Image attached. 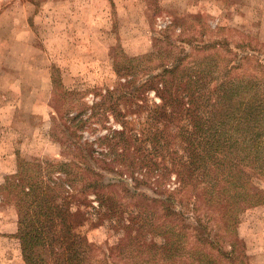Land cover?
Returning a JSON list of instances; mask_svg holds the SVG:
<instances>
[{
  "label": "rangeland",
  "instance_id": "rangeland-1",
  "mask_svg": "<svg viewBox=\"0 0 264 264\" xmlns=\"http://www.w3.org/2000/svg\"><path fill=\"white\" fill-rule=\"evenodd\" d=\"M21 1L24 0H0V8L17 6V2ZM32 1L38 7L34 20L38 40L26 34L27 44L24 46L14 44L6 47L0 42V66L2 59L4 62L8 60L6 64L10 65L9 70L14 71L12 74L19 71V83L29 89L21 101L22 110H31L37 100L34 99L33 90L41 93L39 98L43 105L49 100L52 110L44 106L40 112L43 115L50 112L54 126L49 127L43 122L42 127L33 129V134L38 137L50 134L58 142H52L44 151L47 143L42 141L36 145V152L31 146L21 144L19 151L25 156L23 163H28L26 159L38 154L39 150L52 156L62 152L63 162L70 165L68 171L73 168L79 172L75 165L84 160L86 177L72 178L73 194L76 201L85 202L83 207L88 220L101 226L92 229L91 224L86 225L84 230L89 231V240L95 246H110L113 249V264H172L170 260L163 259L156 249L158 246L164 249L166 244L172 243L173 247L168 246L167 254H170L169 258L180 256L178 264H252V257L247 255L249 248L244 241L251 234L255 238L258 233L264 232V211L249 210L259 205L245 204L244 209L229 220L231 217L227 213L211 207L210 197L207 196L209 183L198 181L200 176L185 183L175 171L165 172L162 167L150 170L148 165L142 163L147 151L152 149L151 141H145L142 136V124L153 106L161 105L159 89H162V68L167 65L180 67L177 74L182 76L184 69L196 66L201 56L206 55L201 47L216 45L222 39L231 43L233 53L210 49V53L216 52L220 60H232L237 54L242 57L246 52L251 55L230 72H227L223 62L208 75L206 80L209 83L203 90L210 96V91L216 85L219 88L226 77L234 79L235 84L241 80H260L264 90V15L257 2L105 0L108 11L106 15L98 16L102 11L97 4L101 6L103 0H89V11L84 18L90 14L88 21L91 20V24L74 18L72 30H69L63 18L59 26L66 29H61L56 38L52 36L53 33L50 35V0ZM83 1L88 0H70L69 8L78 9L81 13L87 6ZM193 2L201 3V9L199 6L193 7ZM235 2L241 7L246 6V13L239 9L232 10L230 6ZM66 6L58 4L61 11ZM199 10L206 13L200 18L201 21L186 17L187 14L196 15ZM112 12L114 21L110 18ZM3 22L4 19H0V24ZM219 26L222 29H218ZM49 72L54 75L55 91L52 97L48 87ZM13 81L17 79H10L11 83ZM105 99L116 101L118 109L125 115L123 120L130 123L126 129H134V133L141 135L142 140L136 143L129 140L126 151L121 147V138H113L115 132L123 131L122 121L106 112L102 104ZM217 100L218 97L214 101L209 99V102L215 105ZM76 116L81 120L80 124L78 121L71 122ZM69 126L70 131L66 129ZM20 129L27 134L25 126ZM176 130L178 128L173 131ZM76 142L83 144L80 150L74 145ZM136 148L141 153L133 152ZM174 148L178 155H186L177 143ZM156 161L161 164L160 158H154L153 163ZM255 177V183L264 187V173ZM90 179L98 182L97 190L116 196L121 202L123 209L120 218L107 216L106 208L99 207L91 193L92 188L88 190L85 187ZM9 180L10 184L15 181L14 176ZM58 189L62 191L61 186ZM62 192L66 194L65 190ZM257 200L261 201L262 196L255 197L252 202ZM139 216L142 219L132 220ZM225 219H228L230 228H225ZM199 220L202 226L198 225ZM240 220H249L250 223L240 225L241 229L237 230ZM163 233L164 236L160 237ZM195 234L202 239L195 238ZM177 242L181 243V252L178 251ZM258 243L257 236L254 246ZM193 251L196 253L194 260L191 256ZM90 260V264H107L100 252L94 253Z\"/></svg>",
  "mask_w": 264,
  "mask_h": 264
},
{
  "label": "trees",
  "instance_id": "trees-1",
  "mask_svg": "<svg viewBox=\"0 0 264 264\" xmlns=\"http://www.w3.org/2000/svg\"><path fill=\"white\" fill-rule=\"evenodd\" d=\"M230 46L228 40L222 39L216 45L201 47L206 55L201 56L196 66L184 69L182 76L177 74L180 67L167 65L162 68V89H159L161 105L153 106L142 124V136L145 141L150 140L152 146L142 163L148 165L150 170L162 167L165 172L175 171L185 183L200 176L198 181L209 183L207 196L210 197L211 207L224 211L231 217L229 220H233L236 213L244 209L245 204L257 206L264 202V187L255 183V176L264 173V90L260 80H241L235 84L234 79L227 77L222 78L225 81L220 82L219 88L216 85L210 91V96L203 90L209 83L206 80L208 75L223 62L227 72H230L251 55L246 52L242 57L237 54L232 60L225 58L222 61L216 52L210 53V49H220L232 54ZM156 93L158 94L157 91ZM217 97V104L209 102V99L214 101ZM102 104L106 112L122 121L123 131L115 132L113 138H121L123 150L129 149V140H134L135 143L142 140L140 134L134 133V129H126L130 123L123 120L125 115L118 109L116 101L105 99ZM155 110L160 112L156 113ZM74 121L81 123L78 116L71 119V122ZM174 128L178 130L174 132ZM66 129L70 131L71 126ZM176 143L183 149L185 156L174 152L173 146ZM74 145L78 149L83 147L81 142ZM138 151L136 148L133 152L141 153ZM154 158H160L161 164L157 163L158 160L153 163ZM120 161L123 162L124 159ZM68 166L70 165L65 162L47 166L50 174L46 175L47 182L40 180V177L23 179L21 174L15 177L16 185L11 184L12 188L27 185L30 189L28 192L20 191L18 195L20 217L17 238L23 259L26 264H90V257L100 252L105 263L113 264V249L107 245L95 246L88 239L89 231L84 230L86 225L91 224L92 229L101 226L88 220L83 207L85 202L76 201L73 194L72 178L84 179L86 173L83 167L86 164L84 160L77 162L75 166H78L76 169L79 172L73 168L68 171ZM20 179H23L22 182L17 184L16 180ZM60 186L66 194L58 189ZM85 187L88 190L92 188L91 193L99 207L106 208L107 216L120 218L123 208L116 196L97 190L98 182L91 179L86 182ZM260 195L262 200L253 203L252 200ZM135 218L140 220L142 216L133 217L132 220ZM236 221L233 222L234 225ZM197 223L199 226L203 225L201 220ZM228 227L230 228L228 219H225V228ZM162 236L164 233L160 237ZM198 237L199 234H195V238L202 239ZM169 245L173 247L172 243L166 244L164 249L159 246L156 249L163 259L178 264L180 256L168 257ZM177 245L181 252V243L177 242ZM195 254V251L191 253L193 260Z\"/></svg>",
  "mask_w": 264,
  "mask_h": 264
},
{
  "label": "crops",
  "instance_id": "crops-1",
  "mask_svg": "<svg viewBox=\"0 0 264 264\" xmlns=\"http://www.w3.org/2000/svg\"><path fill=\"white\" fill-rule=\"evenodd\" d=\"M253 1L254 3L257 2L256 5L260 8L261 14L264 15V0ZM49 3L48 18L50 22V35L53 33V37L57 38L58 32L61 31V29H66V27L59 26V22L61 23L63 18L66 19L69 30H72L71 27L74 23L72 19L81 18L84 22L89 20L90 14H87L84 18V14L89 11V0L83 1V4H87V6L84 7V10H82L83 12L81 13L78 12V9L77 11L75 8H69L70 0H50ZM60 3L67 4L66 8H63L62 11L60 10V7H58V4ZM200 4L201 3L199 2H193L192 5H194L193 7L199 6L200 8ZM97 5L98 9L102 11L98 16L106 15L108 11L106 10V1L103 0V4L101 6H99V4ZM232 7V10L239 9L243 13H246L244 10V8L246 9V6L241 7L235 2L230 6V8ZM104 10H106L105 13L103 12ZM37 13L38 7L32 0L17 2V6L11 5L7 8L1 7L0 19H4V22L0 24V42L2 45H5L6 47H10L14 44L24 46L27 44L26 34L34 37L37 41L36 29L34 26V20ZM205 14V12L199 10L196 15L187 14L186 17H189L190 20L193 19L201 21L200 18H203ZM110 18L114 21V12L111 13ZM91 22V20L88 21L89 24H91ZM219 28H221V26H219L218 29ZM262 33L263 32L261 31V34ZM7 62H4L2 59L0 66V264H26L23 259L21 246H19V240L17 238L20 217L18 195L20 194V191L28 192L30 189L27 185V187L24 186L23 188L22 186L21 188L15 186L12 188L11 184H15V181L10 184L9 179L11 176H14L15 178L17 175L22 174L24 176L23 179H27L29 177H40V180L47 182L48 178L46 175L50 174H48L49 170H47L46 167L51 164L61 163L64 161V158L62 152L53 154L52 156L51 153L48 155L47 152L39 150L38 154H33L30 158L26 159L30 165H27L28 163L23 164L25 156H23L19 151L21 144H25L29 147L31 146V148L36 152V145H40L42 141L47 143L44 151H46L47 146L52 142L57 143L58 141L55 138H52L50 134L47 137L44 136L45 138L43 135L38 137V135L33 134V129L36 127H42L43 122L49 125V127H51V125L54 126L53 122L51 123L52 116L50 112H47L46 115H43L40 112L44 106L51 111V104L48 100V102L43 105L41 99L39 98V94L41 95V93L33 90L34 99L37 98V100L35 99L31 110H22L20 107L21 101H23L25 95L29 93V89L19 83L18 80L21 76L18 73L20 72L17 71L12 74L14 71L9 70L10 65L8 64L7 66ZM4 67L6 69H4ZM47 77L49 78V94L52 97V94L55 91L53 83L54 75L50 73ZM10 79H17V81H13L11 83ZM54 117L57 118L56 111H54ZM21 126L26 127L28 131L26 132V135L21 132ZM59 146L61 147V144ZM37 149H40V147ZM42 154L45 156L42 157ZM23 179H20L19 181L16 180V183H21ZM22 184L25 185L26 183ZM249 210L264 211V203L263 205H259L258 207ZM249 223V220H240L237 230L241 229L240 225H247ZM262 223L264 226V220ZM252 227L253 224H251V228ZM257 236L259 243L255 247L254 241H256ZM257 236L254 238L251 234L248 237H245L244 242L249 248L247 255L252 257V264H264V232L262 234L258 233Z\"/></svg>",
  "mask_w": 264,
  "mask_h": 264
}]
</instances>
